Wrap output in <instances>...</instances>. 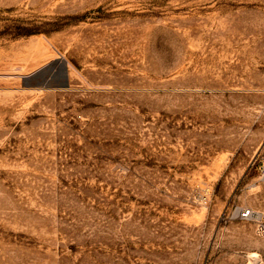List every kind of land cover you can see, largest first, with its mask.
<instances>
[{
  "label": "rangeland",
  "instance_id": "374dc122",
  "mask_svg": "<svg viewBox=\"0 0 264 264\" xmlns=\"http://www.w3.org/2000/svg\"><path fill=\"white\" fill-rule=\"evenodd\" d=\"M262 166L264 0H0V264H264Z\"/></svg>",
  "mask_w": 264,
  "mask_h": 264
},
{
  "label": "water",
  "instance_id": "95a60500",
  "mask_svg": "<svg viewBox=\"0 0 264 264\" xmlns=\"http://www.w3.org/2000/svg\"><path fill=\"white\" fill-rule=\"evenodd\" d=\"M51 69V64H47L30 75L24 76V84L36 88H66L68 86V79L64 59L60 60L56 71L51 72Z\"/></svg>",
  "mask_w": 264,
  "mask_h": 264
},
{
  "label": "built area",
  "instance_id": "2783aa9c",
  "mask_svg": "<svg viewBox=\"0 0 264 264\" xmlns=\"http://www.w3.org/2000/svg\"><path fill=\"white\" fill-rule=\"evenodd\" d=\"M262 177H264V166H262L261 170ZM254 215V211L248 208H241L240 210V217L242 218H250ZM257 230L261 233L264 232V223L258 222Z\"/></svg>",
  "mask_w": 264,
  "mask_h": 264
}]
</instances>
